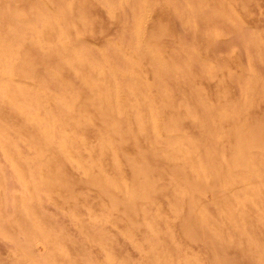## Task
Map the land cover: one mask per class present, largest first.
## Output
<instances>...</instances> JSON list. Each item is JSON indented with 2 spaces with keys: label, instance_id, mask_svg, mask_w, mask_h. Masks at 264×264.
Listing matches in <instances>:
<instances>
[{
  "label": "clouds",
  "instance_id": "9594fccd",
  "mask_svg": "<svg viewBox=\"0 0 264 264\" xmlns=\"http://www.w3.org/2000/svg\"><path fill=\"white\" fill-rule=\"evenodd\" d=\"M0 264H264V0H0Z\"/></svg>",
  "mask_w": 264,
  "mask_h": 264
}]
</instances>
